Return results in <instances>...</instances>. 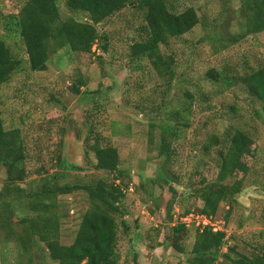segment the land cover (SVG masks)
Returning <instances> with one entry per match:
<instances>
[{
    "label": "rangeland",
    "instance_id": "374dc122",
    "mask_svg": "<svg viewBox=\"0 0 264 264\" xmlns=\"http://www.w3.org/2000/svg\"><path fill=\"white\" fill-rule=\"evenodd\" d=\"M25 1L0 0V35L13 56L22 59L20 69L0 85L2 119L6 127L20 128L28 146V171L33 172L43 165V175L59 169L68 172L64 177L68 182L80 178L91 181V170L84 168L81 142L86 131L85 119L90 113L99 112L98 116H93V121L107 136L106 142L117 147L119 166L127 172L122 182L126 185L122 198L126 212L122 219L128 223L130 234L119 227L118 264H134L135 261L139 264H189L187 255L170 245L171 228L191 213L186 221L195 219V222H190L186 232L180 234V244L189 252L195 231L202 230L201 226H196L202 201L194 195L195 188L190 183L192 179L199 182L201 176L207 181L215 180L217 145L207 151L205 145L210 136L221 138L235 127L248 132L258 149L254 157L247 159L248 172L244 176L237 175L244 178L243 191L231 201H221L216 214L209 215L213 225L225 232L221 255L214 264H232L224 257L225 253L233 257L239 253L249 255L264 247V103L250 97L239 85L231 86L224 80L213 83L203 77L211 68L243 74L264 66V31L237 43L228 42L233 34L244 30L239 0H177L178 9L193 6L200 23L172 40L169 48H162L165 53H172L178 66L177 74L183 69L170 84L167 77L157 73L149 59L134 61L128 55L129 44L133 38H138L144 23L142 11L131 5L100 26L108 42L106 51L97 50L96 45L92 46L93 52L88 53L64 47L50 52L46 70L31 71L11 17L17 16ZM58 3L66 15L63 0ZM75 18L84 19L82 15ZM78 78L85 83L74 93L71 86ZM182 90H189L194 98L191 116L187 118L183 114L188 126L167 118L170 112L181 110ZM93 97L103 104L99 110L93 104ZM199 97L206 100L201 101ZM150 122L156 125L151 127ZM162 123L173 126L176 135L170 139L171 155L159 168L164 160L158 154L159 124ZM57 148L62 149L65 161L82 168L67 170L55 166ZM194 170L201 176H193ZM30 172L19 183L20 187H29L31 181L38 179ZM161 174L166 175L167 184L171 183L176 191L172 192L167 184L152 186L147 181V178L156 180ZM100 175L108 181L112 178L111 174ZM5 182V173L0 169V190ZM58 201L60 240L69 244L81 215L88 208L89 197L86 192L76 190L59 195ZM168 211H171V220ZM230 248L234 250L229 251ZM0 264L57 263L50 259L40 241L29 252H22L15 242L4 240L0 235Z\"/></svg>",
    "mask_w": 264,
    "mask_h": 264
},
{
    "label": "trees",
    "instance_id": "16d2710c",
    "mask_svg": "<svg viewBox=\"0 0 264 264\" xmlns=\"http://www.w3.org/2000/svg\"><path fill=\"white\" fill-rule=\"evenodd\" d=\"M239 2L244 30L240 34L229 36L230 39L227 37L231 44L264 31V0ZM63 3L66 15L61 12L58 0H26L17 16H11L14 19L12 26L20 36L31 71L46 70L50 52L64 47L73 52L88 53L96 45L97 50L106 51L108 42L99 30L100 26L108 23L125 6L131 5L142 11L144 23L140 26L138 38H133L129 44L130 59H149L157 73L169 79L167 84H170L173 77L183 73L181 69L177 74L178 66L172 53H165L162 48H169L172 40L192 31L200 23V16L193 6L178 9L177 0H63ZM75 15H82L84 19L78 20ZM3 29L9 31L12 28ZM21 63L22 59L13 56L7 42L0 35V85L20 69ZM203 77L213 83L224 80L231 86L239 85L250 97L264 103V66L247 70L243 74H228L224 69L218 71L211 68ZM84 83L82 78L73 82V92L78 93L79 87ZM199 99L206 100L202 97ZM179 101L181 110L168 112L167 118L188 126L187 118L191 116L194 104L193 94L189 90H182ZM93 104L97 105L98 110L103 105L95 97ZM183 114L187 116L186 119ZM94 115L98 116L99 112L90 113L85 119L86 131L81 142L86 166L84 168L91 170L92 179L83 181L80 178L78 181L68 182L64 180L68 172L59 169L45 175L42 174L45 173L43 165L33 172L27 170L28 146L18 126H5L0 108V169L4 171L6 178L4 187L0 190V235L4 240L15 242L22 252H29L40 241L45 245L50 259L57 264H118L119 227H122L125 234H130L128 223L122 219L126 212L122 205L126 185H122V182L126 179L127 172L119 166L121 162L118 149L106 142L107 136L93 121ZM150 125L154 127L156 123L150 122ZM159 125L161 131L158 154L164 157L159 167L161 168L171 155L169 143L176 134L173 126L167 123ZM208 139L206 151L217 145L216 178L214 181H207L198 170H194L192 175L201 177L199 182L192 179L190 185L195 188L194 195L202 201L197 212L209 216L216 214L221 201H231L243 191L244 178H238L237 175L241 173L244 176L248 172L247 159L254 157L258 147L248 132L237 127L221 138L212 135ZM61 152V148L56 149L55 166L67 170L82 168L65 161ZM29 172L38 176V179L31 181L29 187H20L19 183ZM105 173L112 175L110 181L100 175ZM147 181L152 186L157 183L163 185L167 184L168 178L161 174L158 179L147 178ZM177 182L180 183L179 180ZM167 185L172 192L176 191L171 183ZM76 190L87 193L89 205L81 215L72 242L65 244L60 240L58 196ZM168 215L171 220V211H168ZM186 227L183 223L172 226L170 245L179 253L186 254L189 264H214L221 255L225 232L213 231L211 227L195 231L194 242L187 252L180 244V234L186 232ZM223 255L232 264H264V247H259L249 255ZM134 264L139 263L135 261Z\"/></svg>",
    "mask_w": 264,
    "mask_h": 264
},
{
    "label": "built area",
    "instance_id": "2783aa9c",
    "mask_svg": "<svg viewBox=\"0 0 264 264\" xmlns=\"http://www.w3.org/2000/svg\"><path fill=\"white\" fill-rule=\"evenodd\" d=\"M190 214L191 213H189L188 215H190ZM188 215H186V216L184 215V217H182L181 222H180V223H183L185 226H189L190 222H192V223L195 222V219H191V220H189V222H187L186 219L190 217ZM197 215L200 216V219L198 220V222L196 221L197 222L196 226H201L202 229L205 227H211L213 231L222 230V228H216L213 225V223L211 222V220H212L211 216H208V215L203 214V213H197Z\"/></svg>",
    "mask_w": 264,
    "mask_h": 264
}]
</instances>
